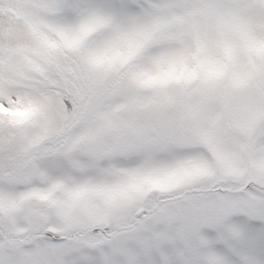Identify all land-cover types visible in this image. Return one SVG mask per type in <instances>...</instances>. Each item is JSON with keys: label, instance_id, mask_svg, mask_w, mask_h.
I'll return each mask as SVG.
<instances>
[{"label": "snow or ice", "instance_id": "6c2138e0", "mask_svg": "<svg viewBox=\"0 0 264 264\" xmlns=\"http://www.w3.org/2000/svg\"><path fill=\"white\" fill-rule=\"evenodd\" d=\"M0 264H264V0H0Z\"/></svg>", "mask_w": 264, "mask_h": 264}]
</instances>
